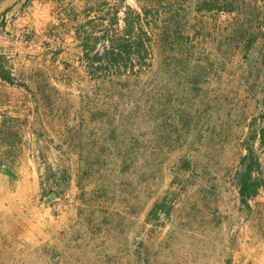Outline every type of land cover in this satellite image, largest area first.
Here are the masks:
<instances>
[{
	"label": "rangeland",
	"instance_id": "374dc122",
	"mask_svg": "<svg viewBox=\"0 0 264 264\" xmlns=\"http://www.w3.org/2000/svg\"><path fill=\"white\" fill-rule=\"evenodd\" d=\"M200 1L127 0L152 65L94 79L86 0H0V264H264V188L239 194L261 106L236 16Z\"/></svg>",
	"mask_w": 264,
	"mask_h": 264
},
{
	"label": "trees",
	"instance_id": "16d2710c",
	"mask_svg": "<svg viewBox=\"0 0 264 264\" xmlns=\"http://www.w3.org/2000/svg\"><path fill=\"white\" fill-rule=\"evenodd\" d=\"M83 20L75 26V38L81 48V65L94 79L112 78L138 73L152 65L153 28L148 7L135 8L127 0H86ZM201 10L219 9L234 14L231 33L245 54L247 79L260 104L259 115L250 122L247 153L243 156L239 175V194L243 201L255 197L264 188L259 174L260 160L255 143H264V49L256 58V48L264 38V0H202ZM264 48V46H263ZM0 54V79L10 84L16 81ZM157 202L153 212H161Z\"/></svg>",
	"mask_w": 264,
	"mask_h": 264
}]
</instances>
